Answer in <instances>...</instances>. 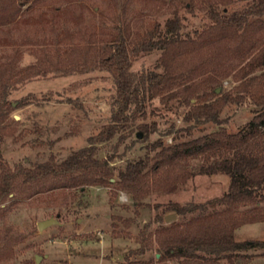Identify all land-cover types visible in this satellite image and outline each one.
Returning a JSON list of instances; mask_svg holds the SVG:
<instances>
[{
    "label": "rangeland",
    "instance_id": "obj_1",
    "mask_svg": "<svg viewBox=\"0 0 264 264\" xmlns=\"http://www.w3.org/2000/svg\"><path fill=\"white\" fill-rule=\"evenodd\" d=\"M210 2L232 11L244 9L248 0H30L16 18L1 16L0 83L6 85L4 101L12 104L2 129L3 159L11 167L32 166L51 156L61 161L86 146L88 136L110 123L117 108L110 71L48 69L37 65L41 52L52 46L102 44L117 36L119 28L127 39H136L153 28L163 30L174 10L181 17L180 34L193 35L209 23L205 9ZM161 54L160 48L140 52L130 70L162 72ZM227 60L225 64L230 63ZM32 65L38 69L36 74L30 71ZM221 84L216 93L233 92L237 82L230 75ZM167 96L146 94L143 104L137 108L132 104L126 113L128 129L101 143L99 155L111 156L110 165L123 167L147 153L153 158L160 147L155 152H148V147L157 140L167 146L217 130L212 122L184 121L189 105ZM253 109L248 101L228 103L220 118H225L228 131L237 132L251 119ZM140 124L155 130L138 131ZM186 127L188 132L183 130ZM122 132L127 135L120 141ZM229 182L225 173L197 175L174 192L157 190L140 202L124 191L114 194L98 185L48 189L47 183L29 184L0 205V264H179L160 259L154 248L155 229L183 219L169 211L168 204L207 203L222 197ZM169 214H175L170 222L165 220ZM49 217L57 222L39 231L37 223ZM234 235L238 241L264 240V222L242 224ZM243 253L249 258L239 264H264V246Z\"/></svg>",
    "mask_w": 264,
    "mask_h": 264
},
{
    "label": "trees",
    "instance_id": "obj_2",
    "mask_svg": "<svg viewBox=\"0 0 264 264\" xmlns=\"http://www.w3.org/2000/svg\"><path fill=\"white\" fill-rule=\"evenodd\" d=\"M17 1L0 0V17L16 18L30 0ZM205 12L209 23L193 35L180 34L181 17L174 10L163 30L153 28L136 39H127L119 28L117 36L102 44L52 46L41 52L37 65L48 69L110 71L116 83L117 108L110 123L88 136L86 146L61 161L51 156L32 166L11 167L0 154V205L9 194L29 184L45 183L48 189L109 187L114 194L124 191L140 202L157 190L174 192L194 176L225 173L230 182L222 197L207 203L168 204L167 209L183 219L155 229L156 253L162 260L179 264H239L249 258L243 251L263 247L264 240L238 241L234 233L242 224L264 222V0H248L244 9L232 11L210 2ZM153 48L162 49L163 71L132 72L131 61ZM34 67L30 71L36 74ZM206 69L207 75L196 81ZM230 75L237 82L235 90L216 93L222 78ZM5 87L4 81L0 83V145L3 123L12 106L4 101ZM161 92L168 93L167 99L174 96L189 105L184 121L212 122L217 130L167 146L157 140L148 147V152L160 147L153 158L147 153L123 167L110 165L111 156L99 155L100 144L128 129L126 113L132 104L137 108L146 94L151 98ZM247 101L254 107L253 116L237 132L228 131L225 118H220L223 107ZM189 127L183 130L188 132ZM153 130L154 126L138 125V131ZM126 135L122 132L120 141Z\"/></svg>",
    "mask_w": 264,
    "mask_h": 264
},
{
    "label": "water",
    "instance_id": "obj_3",
    "mask_svg": "<svg viewBox=\"0 0 264 264\" xmlns=\"http://www.w3.org/2000/svg\"><path fill=\"white\" fill-rule=\"evenodd\" d=\"M174 217H175V214H169V215H166L165 220L170 222L174 219ZM56 222H57V220L52 218V217L42 219L37 223V228L40 231L43 227H46V226L51 225V224L56 223ZM36 262H38L37 257H36Z\"/></svg>",
    "mask_w": 264,
    "mask_h": 264
}]
</instances>
